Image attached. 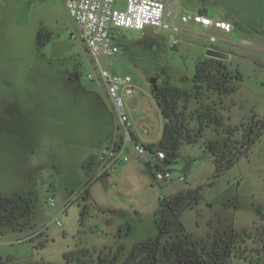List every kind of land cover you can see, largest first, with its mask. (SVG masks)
<instances>
[{
	"label": "rangeland",
	"instance_id": "obj_1",
	"mask_svg": "<svg viewBox=\"0 0 264 264\" xmlns=\"http://www.w3.org/2000/svg\"><path fill=\"white\" fill-rule=\"evenodd\" d=\"M173 2L190 13L204 6L209 16L217 18L210 0ZM115 6L124 8L125 0H116ZM41 27L52 36L38 48L36 33ZM191 27L193 33L182 35L176 46L161 28L144 33L123 29L119 53L98 55L102 68L131 75L130 103L136 109L130 113L131 127L142 143L157 142L163 124L151 96L150 78H156L157 85L168 78L191 91L195 63L205 57L209 44L203 36L220 34ZM74 29L63 0H0V193L17 192L32 199L29 225L0 227V264H65L63 255L68 251L88 249L94 255L103 246L114 250L120 244L126 255L134 244L157 240L170 247L185 234L225 264L250 260L264 264L261 251L246 260L233 253L223 256L221 240L232 230L248 229L250 239L235 247L255 251L262 247L264 216L256 214V207L264 206V192L255 176L264 177V164L258 160V141L246 157L216 177L207 149L226 128L239 127L253 114L264 121V57L247 56L229 64L240 72L241 80L234 92L221 98L218 131L205 127L196 141L183 142L170 162L141 157L128 145L127 161L89 183L92 174L83 163L111 142L116 116L104 86L89 78L95 75L94 65L84 44L71 38ZM234 35L240 36L237 31L228 36ZM151 37L160 40L161 48L138 44ZM238 42L255 45L248 39ZM200 100L212 104L217 98ZM155 164L171 179L157 183ZM197 187V201L180 214L160 205V198H174Z\"/></svg>",
	"mask_w": 264,
	"mask_h": 264
},
{
	"label": "trees",
	"instance_id": "obj_2",
	"mask_svg": "<svg viewBox=\"0 0 264 264\" xmlns=\"http://www.w3.org/2000/svg\"><path fill=\"white\" fill-rule=\"evenodd\" d=\"M203 14V11H201ZM143 30L144 32H153ZM52 33L41 27L36 33V45L38 48L45 45ZM151 36V35H150ZM125 36L120 31L117 44ZM140 41L142 47L158 50L162 43L158 38L151 37L149 41ZM241 80V74L237 69L231 70L226 60L205 56L195 63L192 76V90L188 91L165 78L163 83L157 85V89L150 88L151 96L159 109L163 120L162 131L157 142L144 144L148 155H154L157 151L164 153V160L175 161L177 152L183 142L192 143L203 133L205 127L214 126L218 131L220 117L218 108L224 107L222 96L234 92L237 82ZM216 95L217 101L212 104L203 103L200 99H211ZM195 105L191 108V105ZM215 105V107H214ZM193 124V125H191ZM264 134V121L255 114L239 127H228L223 136H218L211 142L207 149L211 153L215 165V177L226 171L242 157H246L250 147ZM237 135H239L237 137ZM98 164V155H90L83 167L92 174L91 183L95 177ZM149 170H152L150 161L146 162ZM155 171L162 169L158 164ZM154 177V173H153ZM88 186L84 187L82 197L87 199ZM199 197V187L189 190L186 194H179L174 198H160V205H167L172 211L180 214L184 209L190 208ZM32 212V199L29 195L17 192L11 194L0 193V227H16L29 225ZM256 214L264 216L260 206L256 207ZM120 237L121 233L118 232ZM221 239L224 243L223 256L229 253L238 255L245 260L253 253H264V241L258 251L246 247H235L246 238L250 239L248 229L232 230ZM220 240V241H221ZM219 243L215 242L214 246ZM65 264H189L197 261L202 264H225L218 260V254L207 253L205 247L190 234L175 239L170 247L161 245L157 240H147L134 244L129 252L124 255V247L120 244L114 250L103 246L94 255L88 249L72 250L63 255ZM248 264H256L253 260Z\"/></svg>",
	"mask_w": 264,
	"mask_h": 264
},
{
	"label": "built area",
	"instance_id": "obj_3",
	"mask_svg": "<svg viewBox=\"0 0 264 264\" xmlns=\"http://www.w3.org/2000/svg\"><path fill=\"white\" fill-rule=\"evenodd\" d=\"M63 5L75 25V29L70 33L71 38L84 44L94 65L95 75L89 74V78H96L104 86L118 120L114 138L98 155L95 172V177L98 178L128 160V155L124 153L128 145L137 155L144 158L149 156L144 144L133 134L126 107V99L134 93L131 75L118 74L102 68L98 55L119 53L117 37L123 29L143 31L147 28H161L167 31L168 42L176 46L180 42L182 26L186 23L193 22L224 32H230L234 26L226 19H214L201 13H178L173 0H125L124 8H116V0H63ZM209 40L216 41L213 36H210ZM152 157L157 161L164 158V153L157 151ZM170 179V174L163 169L154 172V180L157 183Z\"/></svg>",
	"mask_w": 264,
	"mask_h": 264
},
{
	"label": "crops",
	"instance_id": "obj_4",
	"mask_svg": "<svg viewBox=\"0 0 264 264\" xmlns=\"http://www.w3.org/2000/svg\"><path fill=\"white\" fill-rule=\"evenodd\" d=\"M210 1L213 8L216 10L215 12L217 13V18L214 19H226L233 24L234 28L230 32H224L218 28L203 27L199 24L189 22L182 26L183 31L180 33V39L182 35L193 33L191 25L194 24L203 27L205 29H211L213 31H217L220 33L218 34L217 37H215L214 35L203 36L206 38L207 42L209 43L208 45L204 44L205 45V51L203 53L204 56H206V51L208 48H214L224 51L229 54V58L227 59V61H229L230 65H232L234 61L244 59L247 56L252 57L256 55L257 57V55H260L264 57V0H210ZM175 6L178 13L187 12L184 10L183 6L180 7L176 4ZM206 9L207 8H205L204 6H201L197 9V12L194 13H201V11H203V14L209 16L207 14ZM234 31H237L240 36L239 37H237L236 35L228 36L231 35ZM210 36L215 37L216 41L211 42L209 40ZM239 39L251 40L252 42L255 43V45L251 46L248 44L240 43L238 42ZM133 97H134V93L130 98L126 99V107L128 110L130 121H131L130 113L135 112L136 110L132 108V105L130 103ZM117 127H118V120L116 118V132H117ZM134 133L135 132H133V134ZM134 136L137 139L136 134H134ZM257 144H258V160L259 162L261 161L264 164V134L260 137ZM255 177H256V183L261 187L262 191L264 192V177H262L260 174H256ZM258 206H260L262 210H264V206L262 205H258Z\"/></svg>",
	"mask_w": 264,
	"mask_h": 264
},
{
	"label": "water",
	"instance_id": "obj_5",
	"mask_svg": "<svg viewBox=\"0 0 264 264\" xmlns=\"http://www.w3.org/2000/svg\"><path fill=\"white\" fill-rule=\"evenodd\" d=\"M206 56L221 60H227L229 58L228 53L214 48H208L206 51ZM149 81L152 85V89L156 90L157 89L156 78L151 77Z\"/></svg>",
	"mask_w": 264,
	"mask_h": 264
}]
</instances>
